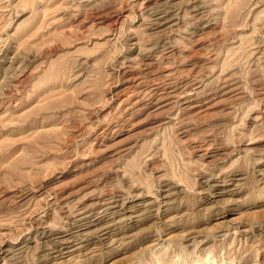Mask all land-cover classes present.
Listing matches in <instances>:
<instances>
[{"label": "rangeland", "instance_id": "1", "mask_svg": "<svg viewBox=\"0 0 264 264\" xmlns=\"http://www.w3.org/2000/svg\"><path fill=\"white\" fill-rule=\"evenodd\" d=\"M0 264H264V0H0Z\"/></svg>", "mask_w": 264, "mask_h": 264}]
</instances>
